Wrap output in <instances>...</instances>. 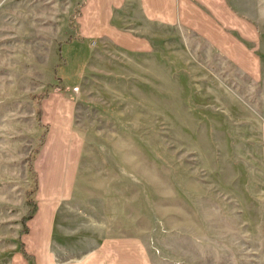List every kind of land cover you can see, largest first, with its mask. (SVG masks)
<instances>
[{
  "label": "rangeland",
  "instance_id": "obj_1",
  "mask_svg": "<svg viewBox=\"0 0 264 264\" xmlns=\"http://www.w3.org/2000/svg\"><path fill=\"white\" fill-rule=\"evenodd\" d=\"M82 1L0 0V264H35L47 211L58 259L133 239L136 264H264V0H223L254 76L141 0Z\"/></svg>",
  "mask_w": 264,
  "mask_h": 264
},
{
  "label": "crops",
  "instance_id": "obj_2",
  "mask_svg": "<svg viewBox=\"0 0 264 264\" xmlns=\"http://www.w3.org/2000/svg\"><path fill=\"white\" fill-rule=\"evenodd\" d=\"M120 2L121 0H90V5L91 3H97L100 6H108L110 4L116 5ZM141 4L148 20L189 27L193 31L210 39L212 42L217 43L221 48L219 49L220 52L237 62L250 75H255L258 69V60L255 54L249 49H244V47L243 49L242 47L230 49L231 41L225 35V29L230 27V23L242 35L246 33L250 35L252 34V30L244 20L231 14L223 0H196V2L191 0H141ZM205 8L209 9L212 17L205 11ZM95 19H98L97 15ZM98 28L102 29L101 25ZM120 41L117 40L119 42L118 44L126 49H150L148 43L134 37L130 40L128 38L121 39ZM46 213L47 221L45 232L43 233L44 237L38 243L39 247L42 246V250L39 248L37 254L28 247L27 237H29V233L26 235V249L34 256L35 264H136L133 239L126 241V243H121L117 240L100 239L93 248L86 252L79 254L65 250L62 258L58 259L57 254L52 251L54 211H47ZM35 216L37 218L38 215L36 214ZM31 229L29 232H31ZM22 255L16 254L15 261H18L19 256ZM141 256L144 257V254L142 253Z\"/></svg>",
  "mask_w": 264,
  "mask_h": 264
},
{
  "label": "trees",
  "instance_id": "obj_3",
  "mask_svg": "<svg viewBox=\"0 0 264 264\" xmlns=\"http://www.w3.org/2000/svg\"><path fill=\"white\" fill-rule=\"evenodd\" d=\"M84 4H85V0L82 1L81 6L84 5ZM59 50L60 49H58V54H59ZM47 94H48V92H44V94H42V96L45 98L47 96ZM33 97L36 98L37 97V94H34ZM36 116H37V120H39L41 122V119H42V116H43V109H42L41 105H38L37 108H36ZM29 200L32 201V199H29ZM31 212H32V210L29 212L27 219H29L32 216ZM22 253H23L24 256H26V258L29 257L26 254L25 251H22Z\"/></svg>",
  "mask_w": 264,
  "mask_h": 264
}]
</instances>
